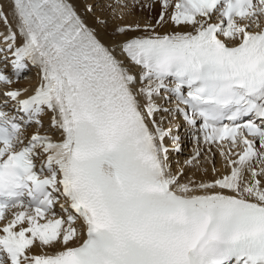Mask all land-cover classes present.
I'll list each match as a JSON object with an SVG mask.
<instances>
[{"label":"snow or ice","instance_id":"snow-or-ice-1","mask_svg":"<svg viewBox=\"0 0 264 264\" xmlns=\"http://www.w3.org/2000/svg\"><path fill=\"white\" fill-rule=\"evenodd\" d=\"M0 264H264V0H0Z\"/></svg>","mask_w":264,"mask_h":264},{"label":"bare ground","instance_id":"bare-ground-1","mask_svg":"<svg viewBox=\"0 0 264 264\" xmlns=\"http://www.w3.org/2000/svg\"><path fill=\"white\" fill-rule=\"evenodd\" d=\"M32 73H34L35 74V69H33L32 71H31ZM28 78H30L29 76H27V79ZM36 77L34 78V80H32V81H30V82H26V81H20L19 82V86H27V85H35V83H36ZM46 120H47V118H45ZM186 142V145L188 144L187 143V141H185ZM186 148H187V146H186ZM191 149V148H190ZM189 150V149H188ZM188 150H185L186 152L188 151ZM218 166H219V163H218Z\"/></svg>","mask_w":264,"mask_h":264}]
</instances>
